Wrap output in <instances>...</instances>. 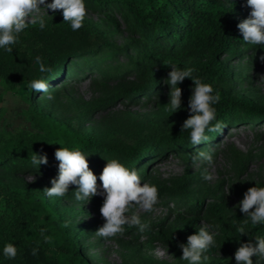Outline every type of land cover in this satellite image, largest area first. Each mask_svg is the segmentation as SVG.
I'll return each instance as SVG.
<instances>
[{"label":"trees","instance_id":"trees-1","mask_svg":"<svg viewBox=\"0 0 264 264\" xmlns=\"http://www.w3.org/2000/svg\"><path fill=\"white\" fill-rule=\"evenodd\" d=\"M86 6L103 12L116 29L120 27V15L133 31L143 35L134 39L139 47L137 82L125 86L124 93L136 92L142 97L161 91V78H166L171 71L165 64L191 67L195 76L211 84L220 94L221 99L214 107L217 121L224 125L223 131L206 132L208 141L197 146L190 143V130L181 131L190 115L191 78L178 85L182 88V111L172 123L174 131L171 135L125 145L115 139L107 141L95 128L75 127L70 117L57 115L53 101L60 87L95 66L88 57L103 47H109L106 32L87 18L81 29L73 31L70 24L63 22L62 10L46 18L44 30H40L38 24H30L20 34L13 52L0 49L2 86L4 90L14 92L21 83L26 84L24 99L32 127V130L21 128L0 133V264H94L78 244L71 225L56 208L55 197L49 198L25 182L14 180L26 173L58 172L55 143L79 148L88 155L91 169L106 165L107 159H118L138 172L151 159L169 151L188 153L200 150L216 144L227 130L240 125L253 127L264 124L263 95L235 93L222 85L227 71L226 56L236 57L254 51L264 57V47L245 44L237 27L251 12L246 7V0H86ZM37 56L52 68V72H39ZM38 78L48 81V93L29 88L30 81ZM165 87L170 92V85ZM49 94L54 97L52 100L47 98ZM119 130L117 127L111 129L110 137ZM34 152L47 154L48 164L40 165L39 169L32 165L30 156ZM138 174L141 176L140 172ZM177 186V190L183 189V186ZM225 208L223 197L220 203L209 204L203 211L201 204L191 203L183 211L174 208L166 221L157 224L159 228L149 225L144 232L137 231L147 235L150 245L165 243L168 236L186 244L189 235L196 234L199 227L207 225L217 235L216 245L205 255L221 252L235 260V251L241 243L255 244V236H264V224L249 223L246 226L249 233L239 236L236 227L245 216L238 211L231 220H225ZM41 228L47 229L46 235L52 237L51 244L44 242ZM139 235L135 234L134 238L139 240ZM9 242L18 248L15 259H7L3 255V247ZM172 242L176 244L175 240ZM175 247L182 252L179 244ZM33 248L38 249L37 255L32 254ZM256 259L254 256V264Z\"/></svg>","mask_w":264,"mask_h":264},{"label":"rangeland","instance_id":"rangeland-1","mask_svg":"<svg viewBox=\"0 0 264 264\" xmlns=\"http://www.w3.org/2000/svg\"><path fill=\"white\" fill-rule=\"evenodd\" d=\"M50 3L49 0H47ZM41 15L51 17L54 11L41 8ZM87 19L104 30L110 43L94 56L88 57L95 66L87 69L78 79H72L60 87L53 106L60 117H70L75 127L95 128L107 141L115 139L125 145L137 144L140 140H150L173 133V122L182 111L171 113L167 110L169 90L165 77L161 78V91L142 96L136 92H123L125 86L137 82L138 44L134 39L142 38V33L133 31L129 23L119 15L120 27H116L103 12L87 9ZM256 52H244L241 56H226L227 66L222 85L233 92L264 96V60ZM61 86V85H60ZM26 84L21 83L16 91L4 90L0 81V133L18 131L21 128L32 130L28 120V104L24 96ZM120 130L110 137L113 128ZM230 139V140H229ZM61 147L55 143L53 148ZM200 151L211 153L212 162L202 159L195 162L193 157ZM105 165L92 169L98 177ZM207 170L212 179L205 180ZM100 172V173H99ZM142 183L154 184L159 189V202L151 212L138 206L131 212L140 215L149 225L161 224L175 208L182 211L191 203L202 205V211L212 203H220L224 198L225 220L240 211L238 204L250 187H264V124L259 126L240 125L227 130L216 144L192 152L176 153L155 157L145 168L138 171ZM58 172L24 174L14 180L25 182L37 192L45 194L51 187V179ZM187 183H184V182ZM177 185L183 186L177 190ZM171 188V190H169ZM175 189V190H174ZM76 186L70 187L64 197H55L59 213L71 225L78 244L94 264H188L181 259L182 252L175 247L182 241L167 237L165 243L150 245L147 235L140 234L137 227L128 228L122 235L102 238L95 231L103 225L100 214L103 196H94L90 201L75 198ZM131 212L129 214H131ZM140 236L139 240L134 235ZM175 240L176 244L172 241ZM203 264H236V260L217 252Z\"/></svg>","mask_w":264,"mask_h":264},{"label":"clouds","instance_id":"clouds-1","mask_svg":"<svg viewBox=\"0 0 264 264\" xmlns=\"http://www.w3.org/2000/svg\"><path fill=\"white\" fill-rule=\"evenodd\" d=\"M246 7L251 9L249 16L237 25L242 41L247 45L264 47V0H246ZM41 8L52 11L62 10L63 22L70 24L73 31L83 27L87 16L86 0H0V49L8 53L13 52V46L19 43L20 34L28 26L37 25L40 30L47 27L46 19L41 15ZM264 60V57H261ZM40 73H50L52 68L46 66L39 56L36 57ZM171 71L165 80L170 85L169 102L166 108L169 112H177L182 105V88L178 87L186 78L193 81L192 94L189 99V117L184 121L181 131L190 130V143L193 146L208 141L206 132L222 133L224 125L217 121V110L214 107L219 103L221 96L215 92L213 86L203 82L194 75L191 67L180 68L177 65H168ZM29 88L35 92L48 93L49 84L43 78L33 79ZM49 100L54 97L48 95ZM61 147L55 150V159L58 163V175L51 179V187L43 191L49 198L64 197L71 186L75 185V198L80 201H90L94 196H103L100 214L104 223L95 234L105 239L122 235L126 226L137 227L144 232L149 224L142 221L139 214L131 212L138 206L140 209L151 212L159 202V189L154 184L142 183V178L135 169H130L118 159H107V164L98 177L90 168L88 155L79 148ZM212 162L211 153L200 151L193 157ZM32 165L38 169L40 165L48 164L47 154L34 152L30 156ZM205 180L212 179L207 170L203 173ZM238 207L245 219L236 227L239 236L249 233L246 226L264 224V187H250L244 193V198L239 201ZM131 212V214H129ZM67 227V224L64 225ZM47 229L41 228L40 234L45 243H52V237L46 235ZM217 233L210 230L209 226L199 227L196 234L187 237V243L179 244L182 249L181 259L188 264H203L208 259L205 253L216 245ZM256 243H241L235 251L236 264H264V236H255ZM18 248L13 243H6L3 255L7 259H15ZM33 255L38 254V249L33 248Z\"/></svg>","mask_w":264,"mask_h":264},{"label":"bare ground","instance_id":"bare-ground-1","mask_svg":"<svg viewBox=\"0 0 264 264\" xmlns=\"http://www.w3.org/2000/svg\"><path fill=\"white\" fill-rule=\"evenodd\" d=\"M230 140V139H229Z\"/></svg>","mask_w":264,"mask_h":264}]
</instances>
